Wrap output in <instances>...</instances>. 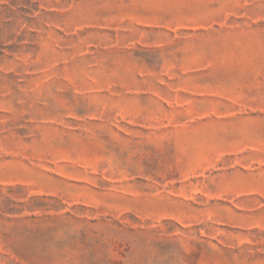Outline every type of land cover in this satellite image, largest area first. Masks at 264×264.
I'll return each mask as SVG.
<instances>
[{
    "label": "rangeland",
    "instance_id": "374dc122",
    "mask_svg": "<svg viewBox=\"0 0 264 264\" xmlns=\"http://www.w3.org/2000/svg\"><path fill=\"white\" fill-rule=\"evenodd\" d=\"M0 264H264V0H0Z\"/></svg>",
    "mask_w": 264,
    "mask_h": 264
}]
</instances>
